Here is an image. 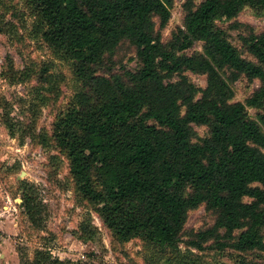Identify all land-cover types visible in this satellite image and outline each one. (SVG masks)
Wrapping results in <instances>:
<instances>
[{"label": "trees", "instance_id": "16d2710c", "mask_svg": "<svg viewBox=\"0 0 264 264\" xmlns=\"http://www.w3.org/2000/svg\"><path fill=\"white\" fill-rule=\"evenodd\" d=\"M29 2L45 40L74 61L82 84L55 125V143L70 161L78 192L99 205L107 228L122 241L139 238L172 250L184 244L198 252L264 255V113L248 114L264 107V30L241 38L248 60L215 25L246 6L264 11V0H187L182 26L167 42L174 0ZM197 44L202 51L188 55ZM126 45L135 71L116 69ZM188 73L205 77L206 86ZM241 80L260 86L235 102ZM194 127L208 135L199 138ZM23 189L22 206L40 226L33 189ZM201 207L213 225L187 231L189 214ZM28 262L68 264L43 252Z\"/></svg>", "mask_w": 264, "mask_h": 264}, {"label": "rangeland", "instance_id": "374dc122", "mask_svg": "<svg viewBox=\"0 0 264 264\" xmlns=\"http://www.w3.org/2000/svg\"><path fill=\"white\" fill-rule=\"evenodd\" d=\"M186 1L174 0L164 42L182 26ZM41 23L29 0H0V264H26L37 252L68 264L262 263L264 255L257 252H198L184 244L172 250L139 238L122 241L107 228L99 205L78 192L70 161L55 143V125L75 105L82 84L74 61L53 51ZM215 25L243 58L252 60L241 38L264 30V11L246 6L235 19L217 20ZM201 51L197 44L187 54ZM116 61L118 70L121 64L131 71L138 66L128 45L118 51ZM188 77L198 87L206 86L205 77ZM259 86L257 81L241 80L234 86V101L244 102ZM260 113L264 107L248 109L252 119ZM194 129L199 138L208 135L206 128ZM25 185L32 187L41 210L40 226L33 225L22 206ZM213 222L201 207L189 214L186 230L205 229ZM82 227L88 228V235Z\"/></svg>", "mask_w": 264, "mask_h": 264}]
</instances>
